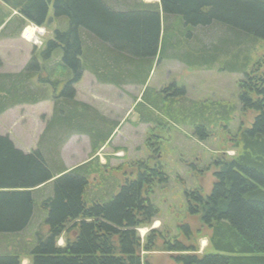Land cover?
I'll return each mask as SVG.
<instances>
[{"label":"trees","instance_id":"16d2710c","mask_svg":"<svg viewBox=\"0 0 264 264\" xmlns=\"http://www.w3.org/2000/svg\"><path fill=\"white\" fill-rule=\"evenodd\" d=\"M0 3L19 13L11 17V10L0 6V35L14 23L15 31L26 22L39 27L58 23L51 38L40 49L34 47L22 71L0 73V115L20 105L54 102L47 128L52 134L41 148L24 153L8 136H0V264H22L23 259L29 264H149L143 253L155 251L175 253L174 264H264V0ZM208 28L223 32L218 43H205L203 32H195ZM246 44H260L262 54L254 58L249 54L254 47L239 49ZM182 52L193 69L209 68L219 57L239 62L236 67L226 62L224 69L242 73L237 82L239 111L254 115L249 125L240 122L230 137L229 149L235 154L213 162L210 191L185 192L186 211L200 223L193 232L198 236L206 231L208 249L214 253L198 254L188 225L181 227L191 239L188 245L156 230H150L144 241L139 239L136 229L150 225L158 214L149 198L154 187L166 182L161 166L134 164L135 172L115 195L109 191L102 197L99 192L101 197L91 200L86 189L89 177L98 172L93 163L67 170L57 157V147L69 133L87 134L96 151L120 126L107 124L88 104L76 100L74 86L83 72L117 87H144L155 61ZM181 99L146 87L142 103L135 108L142 123H154L164 128L161 131L169 127L168 120L190 122L200 140L208 137V125L218 119L228 125L236 109L228 102L222 110L207 107L205 101L187 104ZM182 102L195 112H185ZM154 114L159 118H152ZM29 230L33 238L15 239ZM62 236L64 245L57 246Z\"/></svg>","mask_w":264,"mask_h":264},{"label":"rangeland","instance_id":"374dc122","mask_svg":"<svg viewBox=\"0 0 264 264\" xmlns=\"http://www.w3.org/2000/svg\"><path fill=\"white\" fill-rule=\"evenodd\" d=\"M0 6L6 11L11 10L1 3ZM18 15V12L10 11L11 17ZM13 28L16 30V23L11 24L9 29L0 35L2 62L0 73L2 74L22 71L32 57L34 47L40 49L43 43L51 38L53 30L58 28V23L52 21L39 27L26 22L20 31L18 29L15 31ZM28 28L31 29V36L25 34ZM195 32H203L204 41L209 44L218 43L219 37L223 34L217 28L197 29ZM259 46L260 44L254 46L246 44L239 49L252 50L254 47L249 54L253 53L256 58L257 55L262 54ZM183 58L185 54L182 52L179 57L163 58L158 63L155 61L144 87L138 84L117 87L109 83H101L91 72H83L74 86L76 100L88 104L91 111L96 112L107 124L113 126L114 123H118L120 126L115 130L110 141L99 146L96 151L92 150V140L87 134L69 133V136L58 145L57 157L67 170L85 163H93L98 172H94L89 177L86 189V195L91 200L101 197V192H103L102 197L103 195L105 197L109 191L115 195L120 185L124 183V179L135 172L134 164L141 162L147 167L161 166L166 175V182L154 187L149 198L157 208L158 214L150 225L136 229L139 239L141 242L144 241L150 230H156L163 236L176 237L187 245L190 244L191 239H196L198 254L206 251V253H214L212 249H208L206 231L203 230L198 236L193 232L198 230L200 223L197 217L190 216L186 211L185 192L197 190L202 195H206L210 191L214 182L213 162L218 158L224 159L225 156L235 154L234 150L229 149L232 145L229 140L235 135L237 125L240 122L249 125L254 115L239 111L237 82L243 75L240 71L228 72L224 69L227 62H224V57H219L218 62L209 68L194 69L189 67ZM241 59L242 57L239 58ZM226 64L236 67L240 63L230 61ZM146 87L155 94L164 90L168 97L183 98L181 100L188 102L187 104L205 101L207 107L214 106L223 110L224 102H228L236 109L228 125L224 120L218 119L216 124L206 126L209 134L203 140L195 134V126L190 122L173 123L168 120L169 127L166 131H161L164 128L154 123H142L135 108L137 104L142 103ZM180 89L184 90V94L179 91ZM175 91L178 93L174 94ZM182 103L186 107L185 112H195L194 107ZM53 109L52 100L8 109L0 115V136H8L15 147L24 153L36 150L39 146L41 148L52 134L47 128L52 123ZM152 118L159 117L154 114ZM37 222L38 217H35L34 228L31 230H37ZM185 225L192 230L189 240L181 229ZM31 230L18 237L15 236V239L22 242L23 239L33 238V234L29 235ZM41 231L45 232L46 228L42 227ZM21 236H24L22 240ZM64 241L62 236L57 240L56 245L63 246ZM143 254L149 264H174L171 256L175 253L155 251ZM22 264H29L28 259H23Z\"/></svg>","mask_w":264,"mask_h":264},{"label":"crops","instance_id":"0c3cea01","mask_svg":"<svg viewBox=\"0 0 264 264\" xmlns=\"http://www.w3.org/2000/svg\"><path fill=\"white\" fill-rule=\"evenodd\" d=\"M148 2H143L144 4H147V5H159V0H147ZM154 2H156L154 4ZM3 27V26H2ZM2 27H0V32L2 31Z\"/></svg>","mask_w":264,"mask_h":264},{"label":"bare ground","instance_id":"6f19581e","mask_svg":"<svg viewBox=\"0 0 264 264\" xmlns=\"http://www.w3.org/2000/svg\"><path fill=\"white\" fill-rule=\"evenodd\" d=\"M34 31V30H33ZM25 34H30V36L32 35V32H31V29L29 30V28L28 29H26V31H25Z\"/></svg>","mask_w":264,"mask_h":264},{"label":"flooded vegetation","instance_id":"af4514ba","mask_svg":"<svg viewBox=\"0 0 264 264\" xmlns=\"http://www.w3.org/2000/svg\"><path fill=\"white\" fill-rule=\"evenodd\" d=\"M154 137H156V136H154Z\"/></svg>","mask_w":264,"mask_h":264}]
</instances>
